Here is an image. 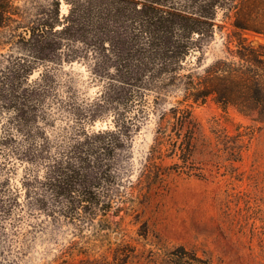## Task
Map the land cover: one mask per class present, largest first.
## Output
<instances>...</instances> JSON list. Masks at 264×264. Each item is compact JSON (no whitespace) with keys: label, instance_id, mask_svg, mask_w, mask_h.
I'll return each instance as SVG.
<instances>
[{"label":"rangeland","instance_id":"374dc122","mask_svg":"<svg viewBox=\"0 0 264 264\" xmlns=\"http://www.w3.org/2000/svg\"><path fill=\"white\" fill-rule=\"evenodd\" d=\"M14 1L27 23L52 10L53 0ZM72 1L76 0H60V22L55 30L68 25ZM241 1L169 0L189 10L207 3L204 8L209 6L215 13L213 26L200 38L198 33L193 35L194 48L176 74L171 65L167 72L157 74L156 68L147 74L141 89L142 112L125 110L129 135L121 136L113 154L104 160L109 169V178L101 186L102 202L109 203L106 212L88 213L83 204L77 213L65 214L47 183L57 178L61 141H75L80 133L84 138L117 131L115 115L106 107L109 88L120 86L116 78L111 80L115 69L110 66L109 72H97L92 48L75 38L63 40L52 61H39L26 82V86H37L44 79L48 99L36 123L40 129L18 121L12 102L0 92V149L8 153L0 155V192L9 193L16 205L13 217L5 223L7 247L5 257L0 252V264H82L87 256L100 259L124 243L145 253L153 242L139 233L142 221L173 244L212 251L222 264H264L258 250L264 240V121L255 110L244 113L231 105L224 111L212 96L203 104L191 99L182 104L190 105L203 134L212 137L217 121L230 134H244L246 148L234 175L224 174V169L219 171L212 163L206 166L204 178L168 169L177 160L169 137H173V107L186 95L184 83L198 82L218 62H237L233 20ZM120 21L121 16L114 14L113 24L119 26ZM18 22L0 28V73L11 60L27 56L35 42L32 32L18 28ZM241 36L254 47L264 45V35L243 31ZM47 84L54 85L46 89ZM131 117L136 118L128 120ZM45 141L49 154L41 151ZM45 187L46 201L37 203ZM42 204H46L44 209H40ZM224 205L232 223L222 212ZM134 264L153 263L140 259Z\"/></svg>","mask_w":264,"mask_h":264},{"label":"trees","instance_id":"16d2710c","mask_svg":"<svg viewBox=\"0 0 264 264\" xmlns=\"http://www.w3.org/2000/svg\"><path fill=\"white\" fill-rule=\"evenodd\" d=\"M60 3V0H53L52 10L44 11V18L37 21L29 19L27 23L24 11L14 0H0V28L7 26L8 22H18V18L21 20L18 28L31 31L35 38L28 55L11 60L9 67L0 73V92L12 102L18 121L40 129L36 123L48 99L43 91L44 79L43 84L37 86H26V82L39 61H52L51 57L59 52L63 40L75 38V42H83L92 48L97 72L115 69L111 80L116 78L120 86H115L117 89L114 90L109 88L106 107L115 115L117 131L84 138L80 133L75 141H61V151L56 155L59 159L57 178L52 180L55 185L47 183L65 214L77 213L83 204H87L85 209L88 213L94 214L96 210L106 212L109 203L102 202L105 194L101 186L109 178V169L104 160L113 154L114 146L120 144V137L129 135L131 127L129 122H125V110L137 108V112L143 111L145 102L141 89L147 74L156 68H159L157 74L167 72L169 65L176 74L181 61L194 48L191 46L193 35L198 33L199 38L205 35L213 26L215 13L209 6L204 8L205 2L199 9L189 10L172 5L169 0H76L71 2L73 8L68 25L59 31L55 28L60 22ZM104 5L107 7L103 9ZM114 14L122 18L119 26L113 24ZM34 24L36 27L32 26ZM233 26L238 39L237 62H218L206 70L198 82L188 76L190 80L184 83L185 98L173 107V137L170 135L169 140L173 139L172 154L177 160L168 169L187 177L204 178L206 166L210 163L219 171L224 169V174L234 175L238 172L236 164L242 161L246 144L244 134H230L217 121L211 129L212 137L206 136L194 120L190 105L182 107V104L190 99L203 104L212 96L224 111L231 105L244 113L255 110L264 121V45L254 47L241 36L243 31L264 35V0H242ZM53 85L45 87L48 89ZM41 143V151L49 154L47 142ZM0 155L7 156L8 153L0 149ZM46 161L50 162V159ZM46 188L41 197H36L37 203L46 201ZM58 199L70 206H63ZM14 202L9 193L0 192V252L3 257L7 247L4 237L8 235L5 223L14 215ZM45 207L42 204L40 209ZM222 212L230 218L226 205ZM15 218H19L18 215ZM139 233L146 238L151 237L152 249L144 253L136 246L124 243L100 259L89 255L82 264H134L140 259L153 264H222L208 249L167 241L145 221L140 223ZM258 246L264 257V240Z\"/></svg>","mask_w":264,"mask_h":264}]
</instances>
